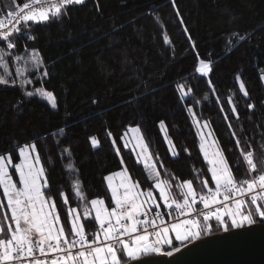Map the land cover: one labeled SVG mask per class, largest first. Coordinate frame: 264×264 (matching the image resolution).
<instances>
[{"label": "trees", "instance_id": "obj_1", "mask_svg": "<svg viewBox=\"0 0 264 264\" xmlns=\"http://www.w3.org/2000/svg\"><path fill=\"white\" fill-rule=\"evenodd\" d=\"M9 3L11 0H0V5ZM176 4L188 35L171 0H85L83 5L71 6L62 21L37 26V39L29 46L38 48L48 62L51 76L44 86L57 96L58 111L53 113L38 99L26 102L22 111L14 110L20 91L0 88V150L11 145L13 138L23 141L63 127L61 143L70 148L71 160L60 159L63 147L57 149L51 139L52 164L47 163L49 147L40 148L53 191L71 193V181L78 176L89 198L102 196L106 192L103 177L121 168L106 129L119 139L126 126L139 124L151 153L161 157L168 174L195 181L193 168L206 172V165L191 116L176 91L177 84L187 82L196 89L188 103L201 101L194 105V111L198 118L209 121L229 159H235L228 152L235 141L225 113L237 133L250 138L257 155L264 152V83L259 79L264 69V0H176ZM236 30L250 33L251 40L230 51L227 41ZM165 34L170 40L167 45ZM197 55L213 62L210 79L221 104L211 94L207 78L192 79ZM238 71L249 92L248 100L235 82ZM33 86L40 87V81L35 80ZM205 94L208 101L203 100ZM229 96L241 114L239 121L231 116ZM93 99L98 102L93 104ZM248 102L256 105L251 113ZM221 106L225 112L220 111ZM161 120L176 146L177 157L168 151L159 128ZM94 134L101 140L96 150L87 142ZM120 147L125 166L143 183L147 179L143 166L137 164L130 150L123 149L122 144ZM69 162L78 173L66 171Z\"/></svg>", "mask_w": 264, "mask_h": 264}, {"label": "snow or ice", "instance_id": "obj_2", "mask_svg": "<svg viewBox=\"0 0 264 264\" xmlns=\"http://www.w3.org/2000/svg\"><path fill=\"white\" fill-rule=\"evenodd\" d=\"M84 3L85 0H26L20 4L11 0L0 5V88L20 91L14 110L22 111L26 102L38 99L53 113L58 111L57 96L44 86L51 76L48 62L38 48L29 45L37 39V26L60 22L71 6ZM171 6L188 35L176 0H171ZM234 20L235 17L229 23ZM250 40V33L233 31L227 41L229 50ZM164 43H170L167 34ZM192 46L195 49L194 41ZM196 60L192 79L207 78L211 94L221 104L210 79L212 60L199 55ZM33 77L40 81V87L33 86ZM259 79L264 83V69ZM235 82L248 100L249 92L239 71ZM176 91L191 116L199 153L206 165V172L193 168L195 181L168 174L161 157L151 153L139 124L126 126L119 139L106 129L121 168L103 177L106 192L102 196L89 198L78 176L71 181V193L53 191L40 148L49 147L47 163L52 164L49 140L57 149L63 147V127L23 141L13 138L11 145L0 150V264H151L144 258L171 257L217 231L227 233L264 222V152L257 155L250 138L240 136L225 113L224 120L235 141L228 150L235 159H229L209 121L201 120L194 111V105L201 101L188 103L189 98H194V85L179 83ZM203 100L208 101L209 96L205 94ZM97 102L92 100L93 104ZM228 106L231 116L239 121L241 114L232 96L228 97ZM246 107L251 113L256 105L248 102ZM220 111L225 112L223 106ZM159 128L169 153L177 157L163 120ZM87 142L93 150L101 146L95 134ZM121 144L132 152L137 164L143 165L147 177L143 183L134 179L125 166ZM184 152L191 155L188 148ZM59 157L71 160L70 148L63 147ZM66 171L71 174L79 170L69 162Z\"/></svg>", "mask_w": 264, "mask_h": 264}, {"label": "water", "instance_id": "obj_3", "mask_svg": "<svg viewBox=\"0 0 264 264\" xmlns=\"http://www.w3.org/2000/svg\"><path fill=\"white\" fill-rule=\"evenodd\" d=\"M144 259L151 264H264V223L203 237L171 257Z\"/></svg>", "mask_w": 264, "mask_h": 264}, {"label": "rangeland", "instance_id": "obj_4", "mask_svg": "<svg viewBox=\"0 0 264 264\" xmlns=\"http://www.w3.org/2000/svg\"><path fill=\"white\" fill-rule=\"evenodd\" d=\"M10 71H13L14 72V70L12 69V66H10ZM196 130V129H195ZM161 132H162V134H163V138H164V133H163V131L161 130ZM166 143V142H165ZM166 145H167V147H168V144L166 143ZM136 158V157H135ZM142 165V164H141ZM143 166V165H142ZM66 214V213H65Z\"/></svg>", "mask_w": 264, "mask_h": 264}, {"label": "crops", "instance_id": "obj_5", "mask_svg": "<svg viewBox=\"0 0 264 264\" xmlns=\"http://www.w3.org/2000/svg\"><path fill=\"white\" fill-rule=\"evenodd\" d=\"M174 246H177V245L174 244Z\"/></svg>", "mask_w": 264, "mask_h": 264}]
</instances>
